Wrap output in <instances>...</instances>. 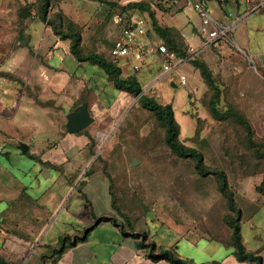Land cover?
<instances>
[{
  "label": "crops",
  "instance_id": "crops-1",
  "mask_svg": "<svg viewBox=\"0 0 264 264\" xmlns=\"http://www.w3.org/2000/svg\"><path fill=\"white\" fill-rule=\"evenodd\" d=\"M217 1L222 12L218 11L214 18L224 24L238 21L231 42H222L221 47L233 46V53L248 58L250 68L259 76L258 82L264 85L260 74L264 69V7L248 14V3ZM22 6L20 0H0V18L15 8L10 25L18 29L9 38L0 30V85L8 90L0 102V264L27 259L41 264H174L167 257L154 259L147 243L156 244L154 254L174 249V231L181 236L182 229L174 227L171 217L164 219L156 213L151 225L145 213L128 215L135 233L148 234L145 245L140 246L141 237L123 231L126 216L118 213L109 174L94 164L98 137L108 132L102 119L121 90L99 65L97 68L93 62L79 61L70 50V40L56 35L41 17L20 19ZM190 6L187 0H174V19H158L174 27L189 52L198 54L208 49L198 33L201 21L197 12L196 23L190 15L183 14ZM147 29L145 41H164L149 30V25ZM212 58L207 54L206 59ZM159 64V56L152 55L143 74L149 76ZM126 68L133 73L129 66ZM92 70L99 77L97 81ZM174 75L178 79V73L167 77L172 87L177 86ZM22 96L28 99L25 108ZM259 99L264 101V92H260ZM84 103L93 121L79 131L67 129L68 116ZM27 106L32 111L33 107L40 110L32 115ZM22 143L28 145L27 152L20 147ZM259 209L264 210V206ZM100 216H113L118 224L103 221L87 239L68 244L63 253L47 251L56 247L62 236L80 234ZM162 232L165 239L158 237ZM254 252L264 257L259 249ZM230 255L231 262L237 264L234 248Z\"/></svg>",
  "mask_w": 264,
  "mask_h": 264
},
{
  "label": "rangeland",
  "instance_id": "rangeland-1",
  "mask_svg": "<svg viewBox=\"0 0 264 264\" xmlns=\"http://www.w3.org/2000/svg\"><path fill=\"white\" fill-rule=\"evenodd\" d=\"M135 2L149 4L162 20L174 19V0H51L48 17L57 24L72 20L82 33L83 52L96 51L108 56L120 30L118 17ZM42 3V0H35L30 4L32 16L40 17ZM26 4H29L28 0H20V5H23L20 10ZM208 6L215 17L218 11L222 12L217 0H208ZM14 14L15 8L5 18H0V30L5 38L18 30L14 24L10 25ZM183 14L190 15L196 23L197 15L192 6L187 7ZM145 17L150 23L148 13ZM215 51L217 53L210 63L221 90L219 108L225 110L232 106L249 119L254 139L263 151L264 101L259 98L264 85L258 82L259 76L250 68L248 58L239 52L233 53V46L218 47ZM236 65H241L242 69ZM122 71L123 76L133 74L138 78L145 95L163 104L174 103L180 140L203 152L206 167L225 170L236 205L242 209L240 222L244 242L249 250L259 249L264 254V210L259 209L264 206V195L257 190L263 179L264 158L248 143L245 128L233 118L218 120L212 116L209 110L212 91L189 58L178 71L187 75V82L179 83L177 75H174L176 87L162 77L161 64L149 76L143 71L137 74L128 72L126 67ZM94 72L92 70L91 74L97 81L99 77ZM119 94L108 115L102 119L106 121L104 125L108 132L98 137L94 152V164L99 165L112 180L118 213L126 216L123 218L126 222L128 215L145 213L149 225L153 213L163 215L164 219L171 217L174 227L182 229L181 236L174 231V249H171L174 256L196 264H233L231 228L225 216L236 217L237 214L229 211L227 199L219 190L218 176H201L193 159L172 153L164 140V126L144 107L139 96L125 90ZM25 99L23 108L28 100L27 97ZM27 108L32 115L40 110L38 107H33V111L30 106ZM158 237L165 239V233ZM47 251L51 253L50 249ZM41 263L27 259L16 264Z\"/></svg>",
  "mask_w": 264,
  "mask_h": 264
},
{
  "label": "trees",
  "instance_id": "trees-1",
  "mask_svg": "<svg viewBox=\"0 0 264 264\" xmlns=\"http://www.w3.org/2000/svg\"><path fill=\"white\" fill-rule=\"evenodd\" d=\"M42 1L43 3L40 9V17L53 29L56 35L60 36L62 39L70 40V50L79 61H90L99 65L111 77L115 87L118 90H125L131 94L140 96V101L144 104V107L151 111L156 117L157 121L164 126V140L171 152L181 158L193 159L195 161V167L199 175L207 176L210 174H215L218 176L220 181L219 190L227 199L228 209L229 211H234L237 214L236 217H230L228 214L225 216V221L231 228V245L234 248V254L237 260L241 262H247L249 264H264L263 255L249 250L244 242L242 226L240 222L242 219V209L236 205L234 191L230 187L225 170L219 168L209 169L204 163L203 152L196 147L184 144L180 140V125L175 118V110L173 104H163L152 97L142 94L143 88L138 78L133 74L123 76V69L113 62L110 54L107 57L106 55L96 51H88L84 53L82 33L79 27H75L74 22L69 19H66L63 23L61 22V24H57L55 23V21H52L48 17V11L51 7V0ZM127 8V11H138L144 16L146 15V13L149 14V30L160 36L164 40L166 46L171 51L176 53L179 57L189 58V62L195 69L200 72V75L203 78L204 82L212 91L209 100V110L212 116L218 120L233 118L236 122L241 124L246 130L247 140L250 146L256 148L259 156L261 158H264V150L261 151L259 143L254 139L253 126L250 120L236 111L232 106H228L225 110H220L219 108L221 90L218 85L214 69L212 68V65L210 63L211 61L206 59V57L207 54L210 53L214 58V54L217 53V50L215 51V49L221 47V43L210 44L207 46V51L204 50L198 54L193 55L191 52H189V48L185 44V41L180 33L176 29H174V27H171L165 23H160L157 13L152 10L149 4H146L144 2H135L129 4ZM30 16V4H26L25 8L19 11V18L26 19ZM59 17L61 19L63 18L61 14H59ZM257 190L264 195V172L263 179L257 186ZM106 220H112L118 224L116 218L113 216L97 217L95 219V222L89 227L85 228L80 234H76L74 236H62L59 240V244L56 247L51 248V252L53 254L63 253L68 244L75 245L76 243L87 239L90 231L98 224ZM121 227H123V223L121 224ZM125 227L126 229H123L125 233L134 235L136 237H141L142 240L139 245H145L144 241L148 238V234L146 232L135 233L134 227L132 226L129 219H127ZM147 246L151 248L153 258L156 260L162 257H167L172 262H174V264H196L192 260L174 256V251H172L171 249L162 250L158 254H154L153 251L156 250V244L154 242L147 243Z\"/></svg>",
  "mask_w": 264,
  "mask_h": 264
},
{
  "label": "built area",
  "instance_id": "built-area-1",
  "mask_svg": "<svg viewBox=\"0 0 264 264\" xmlns=\"http://www.w3.org/2000/svg\"><path fill=\"white\" fill-rule=\"evenodd\" d=\"M248 3L247 13L251 14L264 7L262 0H239ZM192 5L200 18L198 33L203 39L204 45L229 42L238 21L224 24L213 17L209 10L208 0H187ZM120 30L110 56L113 62L124 69L131 68L134 73H139L149 64L152 55H158L163 68L162 77L167 78L178 73L180 66L187 62V58L179 57L171 51L164 41L150 43L143 38L148 32V20L138 11H127L119 17ZM264 78V69L260 71ZM187 75L178 73V82L186 84ZM8 94L6 87L0 85V102L3 103L4 96ZM1 152V148H0Z\"/></svg>",
  "mask_w": 264,
  "mask_h": 264
},
{
  "label": "water",
  "instance_id": "water-1",
  "mask_svg": "<svg viewBox=\"0 0 264 264\" xmlns=\"http://www.w3.org/2000/svg\"><path fill=\"white\" fill-rule=\"evenodd\" d=\"M26 41L27 39H25L22 44L25 45ZM173 85L176 86V84L174 83ZM142 94H144V91L142 92ZM92 121L93 120L90 116L88 106L86 103H84L80 108L77 109V111H75L74 113L68 116V122H67L66 127L67 129L72 130V131H79V130L84 129L88 125H90ZM20 147L22 148L24 152L28 151L27 144L22 143Z\"/></svg>",
  "mask_w": 264,
  "mask_h": 264
}]
</instances>
